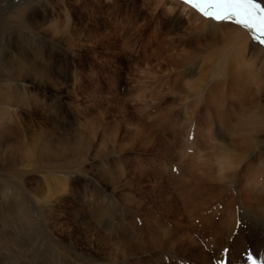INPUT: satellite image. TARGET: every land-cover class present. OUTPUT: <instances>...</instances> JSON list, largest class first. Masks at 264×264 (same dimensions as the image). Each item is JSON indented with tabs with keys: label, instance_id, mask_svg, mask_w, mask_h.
<instances>
[{
	"label": "rangeland",
	"instance_id": "obj_1",
	"mask_svg": "<svg viewBox=\"0 0 264 264\" xmlns=\"http://www.w3.org/2000/svg\"><path fill=\"white\" fill-rule=\"evenodd\" d=\"M134 3L146 11L129 16L126 9ZM159 7L156 2L146 6L144 0H0V23L17 10L32 12L35 20L32 26H18V16L13 17L9 31H14L16 47L8 43L5 53L0 47V61L7 56L15 61L12 67H26L24 56L48 74L41 80L31 77L36 74L17 77L0 62V113L10 115L0 122L10 127V140H28V146L19 145L30 151L28 157L16 153L14 186L0 191V264H196L186 260L189 245L201 254L238 252L217 264H252L250 257L257 264L264 261V215L249 216L241 202L250 200L244 183L258 184L252 200L264 198V124L258 147L245 155L215 148L217 140L222 144L216 136L229 135L245 106L233 107L237 118L228 119L232 96L219 91L227 101L220 113L225 119L217 122V111L206 103L212 99L205 93L211 81L200 97L170 90L173 84L198 81L214 61L199 58L185 77L178 75L184 69L173 72L172 64L162 63L160 56L178 55L189 46L166 47L163 41H187L192 24L183 18L186 29L176 28L178 16L169 14L168 5L163 12ZM127 21L131 25L125 33ZM20 98L29 108L15 103ZM224 160L233 161L230 169L220 170ZM251 172L254 177L244 181ZM172 201L184 225V203L218 206L221 237L207 236L209 247L202 240L193 244L189 234H201L189 223L182 229L186 235L174 239L175 253L148 246L122 255L128 252L119 247L123 239L125 246L143 245L157 234L159 214L173 218ZM21 215L33 228L34 241L20 231ZM113 255L117 261L109 262ZM159 256H167L166 262Z\"/></svg>",
	"mask_w": 264,
	"mask_h": 264
},
{
	"label": "bare ground",
	"instance_id": "obj_2",
	"mask_svg": "<svg viewBox=\"0 0 264 264\" xmlns=\"http://www.w3.org/2000/svg\"><path fill=\"white\" fill-rule=\"evenodd\" d=\"M144 2L146 4V6H149L151 3L156 2L157 5H160V7H159L160 12H163L164 9H167L165 7H166V5H168L169 9H167V10L169 11V14L172 16H175V15L178 16L177 22H176V20H174L175 27L178 29H186V28H182L183 24H184V19L187 22L192 24V26L188 28V32L192 33V34L189 35L187 41H186V38L183 40L179 39L178 41L175 42V44L170 43L171 45H169V42L167 44H165L163 41V46H166V47H170V46L175 47L174 45L180 46L181 44H184V46L188 44L189 46L185 52L180 53L178 55H176L175 52L172 51L171 54L160 56L162 63L164 62V64L165 63L166 64L170 63V65L172 64L171 66H173V69H174L173 72L176 70H179L180 68L184 69V70L180 71L178 75H182L183 77H185L188 74H190V72L194 71V67L196 66V62L199 58H202L203 59L202 61H204L205 58H207L206 59L207 63H209L211 61L209 59H213V61H214V64H212L213 61L211 62V64L213 65V66L211 65L213 67V69L210 72H207L205 75H199L198 81L195 80V82H191L189 80L190 83H187L185 86H181L179 84L178 85L173 84L172 86H170V90L185 93L184 94L185 98L189 95L186 93H189V92H192V95H194L195 97H200L203 95L201 93L202 89L206 88L207 84H209V82L211 81V83L209 84L205 93L207 92L206 94L212 95L211 96L212 99L207 100L206 103L211 105V107H209V106L208 107L210 108V110L212 112L217 111L216 112V114L218 115L217 122L222 120V118L225 119L226 114H227V116L229 115L228 119L229 118H231V119L235 118L234 110H232L233 107H236V109H238L239 105L245 106L244 108L243 107L240 108L241 114H239V115H241V117L239 116L238 118L236 117L237 119L235 118L236 119L235 124H234V126L230 127V129H229L230 133H228L229 135L224 137V138L219 136V135L216 136V137H219L221 139L222 144H220V142L217 140L216 143H219V144L217 146L215 144V148L218 147L220 150L224 149V150H226V151L228 150L230 152L236 151L240 155H242V154L245 155L246 153H249L253 148L258 147L259 139H257V138H258L259 133L262 131V128H263L262 125L264 124V47H261L258 44L254 43L253 40L250 38L249 32L247 30L243 29L242 27L234 24L233 22L216 23L214 21H210V20L202 17L201 15H199L190 6L183 4L181 2V0H144ZM259 2L261 4H264V0H259ZM136 7H139V6H137V4L134 3L130 8H127L128 11L126 9V12L129 14V16L133 15L134 12H140V11L145 12L146 11V8L144 10H141L139 8H136ZM112 8H113V10H115L114 6H112ZM19 9H21V8H19ZM157 12H159V11L157 10ZM18 13H20V14H18ZM32 14L33 13L30 11H29V13L26 14L22 10H19V12L17 10V12H15V14L13 16L9 17L8 19L6 18L5 21L0 23V47H4L3 48V49H5L4 53L7 52V50H10V48H8V43L11 44L13 47H16V43L11 42V39L14 36V31H13V29L11 31H9L10 25L13 24L14 18L15 17L17 18V16H18L19 19H17V20H19V21H16L17 22L16 25H18V26L24 25V24H22L24 22H26L29 26H32L35 22V20L32 19V18H34ZM184 15H186V17H184ZM132 17H134V15ZM10 18H12V19H10ZM130 25H131L130 21L125 22L123 25L124 28H122L121 31L127 33L126 31H124V29H128V27ZM56 26H54V27H56ZM139 29L140 28L137 29V32H139ZM16 30L17 29H15V31ZM174 35L179 36L180 33L175 32ZM151 39H152V37H150V39H148L147 42H149ZM161 44H162V42L158 45V48H160L162 46ZM147 45L148 44H146V43L144 45L142 44L143 48H145ZM161 50L162 49H158L157 53L160 54L162 52ZM165 50H167V48ZM169 52H170V49H169ZM10 53H12V51H9L8 55ZM162 54H163V52H162ZM164 54H165V52H164ZM21 59H24L25 64L28 66H26V67L20 66L19 67V66L13 65V67H12V64H14L15 61L12 58H11V60H8L7 56L4 59L5 64L2 61H0V62H2V68L5 67V70H7V69L10 70V68L12 67V72L14 74H16L17 77L24 75L27 78V76L30 77L31 74L32 75L36 74V76H31V77H33V78L37 77L38 80H41L43 77H48L47 73L41 72L43 70L39 69L37 66H33L30 64L33 61L26 59L24 56H21ZM207 60H209V61H207ZM148 61L149 60H145L144 62H148ZM29 64H30V66H29ZM203 64H204V62H203ZM206 65H208V64H205V66ZM208 67H209V65H208ZM170 70H172V68ZM209 70H210V68H209ZM171 74H172V72H171ZM173 74H175V73H173ZM2 77H4V75ZM54 78H57V77H54ZM57 80L58 79H56V81ZM41 83H42V81L40 82V84ZM225 89L228 93H230V96H232V98L228 99V101L225 100L226 95L224 94V97H223V93L219 92V91H223ZM233 92L235 93V95L231 94ZM252 93H253V95H252L253 98L249 99V95ZM199 99H203V98H199ZM207 99H208V96H207ZM195 101H198V100H195ZM226 101L229 103L228 107L229 108L231 107V108L230 109L227 108V110H226L227 112L224 116L223 115L224 113H222V114H220V113L222 112V109L224 108V106H225L224 104ZM15 103H17L19 105H25V106L28 105V108H29V104H27L21 98L19 100H16ZM203 106H202V108H203ZM231 112L233 114H230ZM4 113H5L4 111L0 113V116H1L0 119H2V120L6 119L5 117L7 115H9V114H4ZM201 114H202V112H201ZM221 115H223V116H221ZM210 116H212V115H210ZM9 117H10V115H9ZM221 126H222V124H221ZM8 127L9 126H4L3 122H0V191L1 192H3L5 188H12L14 186L13 182H15L14 179L16 178V175L14 174V172H15V168H16V164H17V160H18L16 153L21 154V155L26 156V157H28L30 155V151L28 153L27 152L28 150H26L25 152H27V153H25L24 150L23 151L20 150L21 144L25 143L26 146L29 145V144L27 145V143H26V142H28V140L23 139L24 141L21 140V142H17L16 139L14 141H12L13 139L10 140V138L7 135L8 133L6 132ZM225 145H227V146H225ZM33 146H36V145H33ZM260 155H262V154H259V157L257 158V160L258 159L260 160ZM231 165H233V161L231 162L229 160H224L222 162V165H221L223 167H221L220 170H224L225 167L229 168V166H231ZM231 174H233V173H231ZM251 175H253V172L245 173L243 176L244 181L245 180L247 181V180L251 179L252 177H254V175H253L250 178ZM221 176L224 177V175H221ZM228 176L229 175H226V177H228ZM229 177L231 179V175ZM233 177H234V175H233ZM257 185L258 184L256 182L252 183V185L251 184L248 185L246 183L243 184V193L245 194L244 196H249L250 200L246 199V203H245L241 199V202L243 203L244 206L246 205L245 209H246V212H248L249 216L250 215H252V216L264 215V198H262V197L260 198V196L258 195L257 198H260V200H258L257 202L252 200V198L257 195V194H255V189H256ZM23 187H24V185H23ZM54 193H55V195H57V192H54ZM48 194H49V192H48ZM58 199L62 200L63 198L60 197ZM175 203L176 202H174V201L169 202L171 216L173 218H171V217H167V218L160 217L159 216L160 214H159L158 217H156V219H157V232L156 233L157 234L148 238L143 245L141 243H138V244H141L140 246L137 243H135V244L131 243V244H128V246H125L127 244L128 240L123 239L122 245H119V247L122 246V250L127 249L128 252H122V255L129 254L130 249L133 250V249L137 248L139 251H143L144 249L148 248V246L151 248L164 249L166 251H170L172 253H175L174 250L176 249L175 248L176 247V240H174V239H175V237L180 236L179 234L183 235L182 237H184L186 235L185 231H182V229L185 226H187L186 224H188V226H189V223L191 224L190 227L192 230H194L193 229V227H194L196 229V232L199 230L200 231L199 234H201L200 237L198 235L194 236L192 234H189V237H190L193 244L194 243L201 244L202 241H207V243L206 242H204V243H206L205 245L207 247H209V245H211L212 243H211V241L206 240L207 236L210 235L211 237H213V236H218L219 238L221 237V234H222L221 232L223 229L220 230L219 226H221V225L219 223L218 224L216 223V220L220 217V214H222V213H219L218 206H214L212 204L211 205L208 204L209 206H205L204 205L205 203L204 204H197V205H191V204L188 205V203L187 204L184 203L182 205L183 210L185 211V216H186L185 217L186 218V224L184 225L185 222L184 223L182 222V220L179 216L180 212L178 210L177 204H175ZM215 210H217V211H215ZM222 210L225 212V210L223 208H222ZM229 210L232 211L231 209H229ZM224 214H226V213H224ZM161 216H163V215H161ZM192 216L196 217V218L192 219ZM221 218H220V221H222V219H223V218L222 219ZM50 219L52 220V222L55 221L54 218L52 217V215H49V220ZM195 220H197V222H195ZM230 220H232V219H230ZM19 229H20V231L26 233L31 241H34L36 239V237H34L35 233L33 231V228L31 227V225L29 223H27V221L25 219V215H21L20 223H19ZM27 235H26V237H27ZM19 239H21V238H19ZM212 240H213V238H212ZM213 241H215V240H213ZM219 243H220V241H219ZM219 243L217 241V244H219ZM251 243H253V242H251ZM214 244H215V242H214ZM202 245H204V244H202ZM191 246H194V245H191ZM242 246H240V248ZM256 246H257V240L255 239V243H254L253 247L255 248ZM214 247H215V245L213 246V248ZM188 248H190V250H187V253L189 254L190 257L186 258V260L187 261L193 260V261H195L196 264H217L219 262V260H218L219 258L222 262L225 263L224 259L226 261L227 260L229 261L228 258H230L231 255L238 253L237 251L233 252V253H231V251H229V252L225 251V252L219 253L220 251L218 250L217 252L212 251V255H209L210 252H208V250H205V253L201 254L200 249H196V247L193 248V247H190V245H189ZM224 249H226V248H224ZM11 252H12V250H11ZM252 253H253V251H252ZM249 254H248V256H249ZM113 256H110L109 262L113 261L114 259L117 261V255H115L114 257ZM235 256H241V253H239L238 255H235ZM159 257H161L159 259L162 261L163 260L165 261L167 259V256H166V258L164 256H159Z\"/></svg>",
	"mask_w": 264,
	"mask_h": 264
},
{
	"label": "snow or ice",
	"instance_id": "obj_3",
	"mask_svg": "<svg viewBox=\"0 0 264 264\" xmlns=\"http://www.w3.org/2000/svg\"><path fill=\"white\" fill-rule=\"evenodd\" d=\"M202 17L216 23L233 22L251 34L254 43L264 47V4L259 0H181ZM252 264L256 260L249 258ZM264 264V261L261 262Z\"/></svg>",
	"mask_w": 264,
	"mask_h": 264
}]
</instances>
